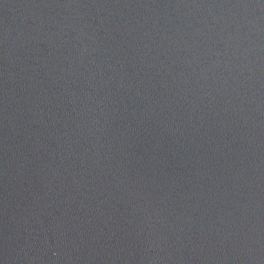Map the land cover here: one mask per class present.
I'll use <instances>...</instances> for the list:
<instances>
[{
	"label": "water",
	"instance_id": "1",
	"mask_svg": "<svg viewBox=\"0 0 264 264\" xmlns=\"http://www.w3.org/2000/svg\"><path fill=\"white\" fill-rule=\"evenodd\" d=\"M0 264H264V0H0Z\"/></svg>",
	"mask_w": 264,
	"mask_h": 264
}]
</instances>
